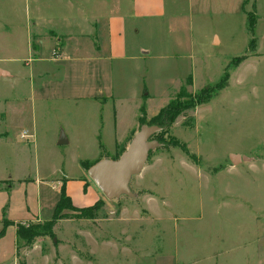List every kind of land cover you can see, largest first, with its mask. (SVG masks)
I'll return each mask as SVG.
<instances>
[{
	"label": "rangeland",
	"instance_id": "obj_1",
	"mask_svg": "<svg viewBox=\"0 0 264 264\" xmlns=\"http://www.w3.org/2000/svg\"><path fill=\"white\" fill-rule=\"evenodd\" d=\"M100 2L0 0V66L13 74L0 81V230L9 224L0 264H264V0H163L161 14L128 21L127 42L151 51L115 71L114 87L146 95L147 118L181 87L194 95L229 77L168 128L131 178L134 196L115 200L81 162L113 157L131 132L115 142L113 111L44 100L29 75L38 43L49 57L66 41L63 17L90 28L110 8ZM120 116L129 120L130 108ZM230 154L246 159L233 164ZM62 185L76 208L101 202L94 215L64 210L51 235L17 241V225L51 219Z\"/></svg>",
	"mask_w": 264,
	"mask_h": 264
},
{
	"label": "crops",
	"instance_id": "obj_2",
	"mask_svg": "<svg viewBox=\"0 0 264 264\" xmlns=\"http://www.w3.org/2000/svg\"><path fill=\"white\" fill-rule=\"evenodd\" d=\"M111 1L100 2L110 8L104 13L97 11L91 18L93 23L90 28L78 24L73 18L63 17L62 27L58 30L64 33L66 41L63 43L59 39L56 40L53 44H61V47L56 54L52 45L49 57H44L46 53L39 51L38 43V48L31 50L36 55L33 64L30 65L29 75L32 73V83L41 91L39 93L44 100H70L74 107L83 104L88 106L101 104V109L106 106L109 111H113L114 141L123 143L129 132L138 125L140 107L146 103V95H140L137 90L116 93L114 73L116 71L125 74L124 66L128 67L141 61L144 55H149L151 51L142 44L127 42L129 30L127 24L134 19L161 14L163 0ZM123 3L126 5L123 6ZM53 21L51 20L52 23ZM86 21L89 20L83 19L81 23L84 24ZM40 23L37 19L33 26L38 28ZM134 30L137 31L136 28ZM92 32L94 41L87 39ZM12 77L13 74L7 68L0 66V79H2L0 81ZM64 87H67V90L61 93L66 89ZM122 104L131 111L129 120L125 122L120 116ZM3 108L2 111L6 108L5 104ZM0 123L3 124L4 120H0ZM64 136L62 135L61 138L66 143L68 139ZM105 156L104 154L99 159ZM98 199L99 197L96 200Z\"/></svg>",
	"mask_w": 264,
	"mask_h": 264
},
{
	"label": "trees",
	"instance_id": "obj_3",
	"mask_svg": "<svg viewBox=\"0 0 264 264\" xmlns=\"http://www.w3.org/2000/svg\"><path fill=\"white\" fill-rule=\"evenodd\" d=\"M251 42L253 43V40H250V43ZM244 58L245 55L241 59ZM228 77H229L228 71L225 70L221 78L219 79L218 82L215 83V85L204 86L199 92H197L194 95L189 94L184 86L183 88L181 87L177 93V96L174 99H171L164 107L160 108L159 111L150 118L146 117L145 106L142 105L140 107V116L138 117V127L142 124L157 125L161 127L162 130L157 134H155L152 138L156 139L160 143L166 144L167 141L165 139V134L167 133L168 128L175 122V120L180 115H182L184 111L188 109H192L199 104L207 102L211 98L212 94L215 93V91H218L223 87H225ZM191 81H192L191 76H189L186 79V85L191 84L192 83ZM134 132L135 131L131 132V136L133 135ZM173 143L178 145L175 139H173ZM124 149L125 148L123 147L119 149L118 153H116L113 157L105 156L104 158L116 159ZM150 153L151 152H149V155ZM96 161L92 163L88 161H82L81 165L84 169L87 170ZM100 203L101 202L96 201L91 206L76 208V206H74L71 203L69 196L65 194L64 187L62 185L60 189V198L53 209V214L51 219L35 225H29L27 227L17 225L15 228L16 240L17 241L22 240L24 245L29 247L31 246L32 241L35 237L41 235H51V230L54 224L59 219L68 216L66 213H64V210H77L80 213L79 216L82 215L83 217H91L92 215H94V211L100 206ZM8 225L9 224L4 225V227L0 230V238L3 236L4 229Z\"/></svg>",
	"mask_w": 264,
	"mask_h": 264
},
{
	"label": "water",
	"instance_id": "obj_4",
	"mask_svg": "<svg viewBox=\"0 0 264 264\" xmlns=\"http://www.w3.org/2000/svg\"><path fill=\"white\" fill-rule=\"evenodd\" d=\"M161 130L157 125H140L116 159H99L87 169L89 178L107 200L134 196L130 188L131 178L142 171L149 152L163 145L152 138ZM245 159L238 154H230L233 164Z\"/></svg>",
	"mask_w": 264,
	"mask_h": 264
},
{
	"label": "built area",
	"instance_id": "obj_5",
	"mask_svg": "<svg viewBox=\"0 0 264 264\" xmlns=\"http://www.w3.org/2000/svg\"><path fill=\"white\" fill-rule=\"evenodd\" d=\"M21 136H22L23 138H25V137H29L30 135H29L27 132H23Z\"/></svg>",
	"mask_w": 264,
	"mask_h": 264
}]
</instances>
